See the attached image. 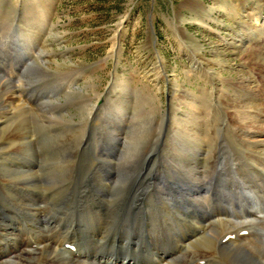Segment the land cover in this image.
I'll list each match as a JSON object with an SVG mask.
<instances>
[{"label":"rangeland","instance_id":"obj_1","mask_svg":"<svg viewBox=\"0 0 264 264\" xmlns=\"http://www.w3.org/2000/svg\"><path fill=\"white\" fill-rule=\"evenodd\" d=\"M249 47L264 53V0H0V78L10 86L0 98L7 91L20 103H0V222L9 214L24 223L25 201L37 196L49 217L62 219L56 196L100 192L113 208L114 193L174 176L179 119L193 110L202 120L198 141L226 172L210 187L218 207L221 180L260 156L225 131L223 114L227 108L235 125L250 113L264 121V56H250ZM240 78L261 97L258 109L233 102L240 92L230 83ZM100 178L109 187L96 186ZM223 228L217 222L214 231ZM31 250L18 255L28 262Z\"/></svg>","mask_w":264,"mask_h":264},{"label":"bare ground","instance_id":"obj_2","mask_svg":"<svg viewBox=\"0 0 264 264\" xmlns=\"http://www.w3.org/2000/svg\"><path fill=\"white\" fill-rule=\"evenodd\" d=\"M245 18L247 14L241 17ZM253 49L249 47L246 52L250 56L261 52L264 56L261 50ZM237 82L238 86L230 83L240 92L233 102L258 109L261 97L245 78ZM7 85L9 88V82L0 78V89ZM215 93L214 90L213 97ZM7 96L10 101L5 99ZM208 100L213 99L209 96ZM0 101L4 106H20L16 96L7 91ZM191 114L187 121L179 119L185 124L177 131L181 138L175 137L171 150L174 176L146 177L150 187L146 191L132 188L114 193L113 208L100 192H79L70 198L56 196L54 203L60 207L62 219L46 214L39 206L40 196L26 200L31 207L29 217L19 216L25 219L24 223L17 219L8 221L12 217L9 214L3 219L4 224L0 222V264H264V121L250 113L235 125L225 108V131L229 130L227 133L238 139L248 154L253 151L260 156L248 155L243 173L231 177L230 172V180H221L225 181L226 190L221 191V203L215 208L210 187L226 178V172L218 168L219 162L211 160L216 152L198 141L204 138L195 131L202 120L197 111ZM1 119L0 115V122ZM215 129L214 134L219 132ZM234 165L237 170L239 165ZM21 173L27 175L24 171H11L16 176ZM108 180L100 178L96 186L109 187ZM115 182L112 180L111 184ZM175 186L182 187L175 191ZM192 203L201 204L189 209ZM217 222L224 225L221 233L214 231ZM246 230V234H241ZM27 248L32 249L28 262L19 257ZM190 248L204 252L193 257L188 253ZM220 253L225 257L222 262L214 257Z\"/></svg>","mask_w":264,"mask_h":264},{"label":"water","instance_id":"obj_3","mask_svg":"<svg viewBox=\"0 0 264 264\" xmlns=\"http://www.w3.org/2000/svg\"><path fill=\"white\" fill-rule=\"evenodd\" d=\"M8 43L11 44V40L10 39L8 40Z\"/></svg>","mask_w":264,"mask_h":264}]
</instances>
